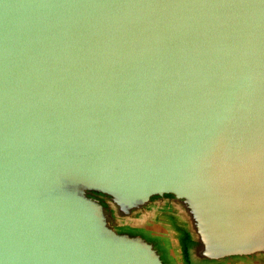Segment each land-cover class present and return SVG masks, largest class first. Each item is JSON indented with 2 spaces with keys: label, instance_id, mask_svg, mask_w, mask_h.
I'll list each match as a JSON object with an SVG mask.
<instances>
[{
  "label": "water",
  "instance_id": "obj_1",
  "mask_svg": "<svg viewBox=\"0 0 264 264\" xmlns=\"http://www.w3.org/2000/svg\"><path fill=\"white\" fill-rule=\"evenodd\" d=\"M0 264H264V0H0Z\"/></svg>",
  "mask_w": 264,
  "mask_h": 264
},
{
  "label": "rangeland",
  "instance_id": "obj_2",
  "mask_svg": "<svg viewBox=\"0 0 264 264\" xmlns=\"http://www.w3.org/2000/svg\"><path fill=\"white\" fill-rule=\"evenodd\" d=\"M167 243V247H169V245H170V242L168 241V242H166Z\"/></svg>",
  "mask_w": 264,
  "mask_h": 264
}]
</instances>
